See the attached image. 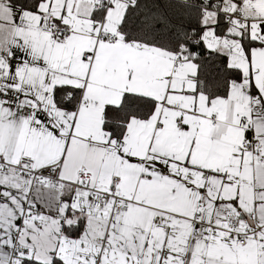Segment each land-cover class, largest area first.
Here are the masks:
<instances>
[{"label":"snow or ice","instance_id":"6c2138e0","mask_svg":"<svg viewBox=\"0 0 264 264\" xmlns=\"http://www.w3.org/2000/svg\"><path fill=\"white\" fill-rule=\"evenodd\" d=\"M0 264H264V0H0Z\"/></svg>","mask_w":264,"mask_h":264}]
</instances>
